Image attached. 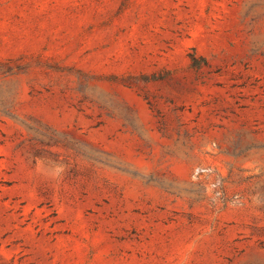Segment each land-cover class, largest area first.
<instances>
[{"label":"rangeland","instance_id":"1","mask_svg":"<svg viewBox=\"0 0 264 264\" xmlns=\"http://www.w3.org/2000/svg\"><path fill=\"white\" fill-rule=\"evenodd\" d=\"M0 264H264V0H0Z\"/></svg>","mask_w":264,"mask_h":264}]
</instances>
